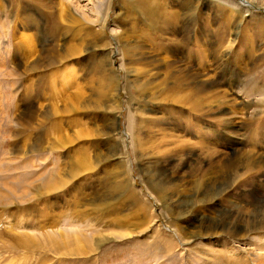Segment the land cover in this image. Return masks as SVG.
I'll use <instances>...</instances> for the list:
<instances>
[{"label":"rangeland","instance_id":"1","mask_svg":"<svg viewBox=\"0 0 264 264\" xmlns=\"http://www.w3.org/2000/svg\"><path fill=\"white\" fill-rule=\"evenodd\" d=\"M151 1L157 5L153 24L140 17L146 9V17L153 15L145 4ZM182 1L0 0V189L5 177L20 190L33 184L40 189L57 176L64 181L26 204L0 205V230L39 236L31 226L17 230L12 223L46 215L44 232L72 240L56 236L55 244H38L56 252H39L11 249L13 240L4 236L0 264H264V109L251 117L242 94L239 101L227 93L235 99L230 116L236 143L213 145L214 156L205 159L196 129L191 135L170 130L177 115H186L182 107L159 97V60L185 63L182 51L166 54L176 47L170 40L184 35L181 29L165 33L161 14L182 16ZM192 1L195 14L208 15L209 49L222 51L237 90L264 88V0ZM233 39L231 51L253 50V64L242 57L246 70L231 55ZM209 61L206 77L224 91L220 80L230 75ZM253 130L260 145L252 160L247 142ZM166 132L194 152L174 156L171 145L156 147ZM242 156L261 162L238 167L233 183L213 192L212 200L203 182L194 194L192 169L210 162L213 170L214 161L223 165ZM16 177H23L21 183Z\"/></svg>","mask_w":264,"mask_h":264},{"label":"bare ground","instance_id":"2","mask_svg":"<svg viewBox=\"0 0 264 264\" xmlns=\"http://www.w3.org/2000/svg\"><path fill=\"white\" fill-rule=\"evenodd\" d=\"M136 1V0H132ZM201 2V1H200ZM199 2V3H200ZM230 2V1H229ZM181 7L185 8L187 10L186 13H184L182 16H185V20L181 23H179L180 18L182 16L177 15L175 12L172 13H164L161 14L162 21H166V24L163 26L164 27V32L169 33V34H174L177 32V30L181 29L182 34L184 35L181 39L178 38H173L170 41L173 42L174 46L173 50H167L170 56H172L174 53L179 54V51H182L184 55H182V59L185 60L184 63L181 67L179 64H177V61H167L165 58H161L160 65H161V72H163L162 75V80L160 81L159 87H160V96L161 100L164 102H168L172 104H178L177 106L182 107L184 113L187 115L185 119L184 116L177 115V118L174 119V121L171 124L170 130H178L181 129L186 135H191L196 129V133L199 136V139L197 141V147L199 148V156L201 158L205 159H211L214 156V151L212 149V146L220 143L222 145H234L236 143V140L233 138V134L235 133L236 130V123L235 120L232 118V116L235 114V109H233V104L235 99L233 97L228 98V94L233 95L239 99L238 93H241L242 96L245 98H249L251 101H247L244 99H239L240 103L248 112V114L253 117L252 114L258 115L261 113L259 111L260 109H264V88H258L257 84L255 85L254 83H250L252 86V89H243V90H237V86H239V82L236 79V73L232 74L230 70H227L228 67H226L227 64L224 61H221L223 57V53H219L220 51L218 50H210L209 48L212 47L211 45V39H210V32L209 30L205 29V27L208 24V15H203V14H195L193 12V1L192 0H183ZM131 4V2H130ZM146 5L150 6V12L153 15L148 14L147 17L144 15L145 10L142 13V16L145 19V22L151 23V20L155 18V12H156V3L155 1L145 2ZM186 5V7H185ZM233 5V4H231ZM132 8L136 7V2L130 5ZM200 6V5H199ZM205 6V5H204ZM130 7V9H131ZM195 8V7H194ZM132 11V9H131ZM250 20V19H249ZM137 21V19H136ZM157 20H154L153 22H156ZM180 24V25H178ZM199 26V29L197 28ZM183 29V31H182ZM198 30V32H197ZM94 32V31H93ZM91 34V33H90ZM100 34V33H99ZM92 35V34H91ZM117 35V34H116ZM89 36V35H88ZM91 37V36H90ZM194 37V41L192 39ZM210 39V40H209ZM105 40V39H104ZM119 44H122V40L119 39L117 40ZM214 42V41H213ZM236 40L233 39L230 44V51L233 45L235 44ZM102 47H107L108 43L102 42ZM118 44V45H119ZM251 44V43H250ZM211 45V46H210ZM254 46V44H252ZM125 48V46L121 47ZM131 48H129L130 51ZM253 51L252 49L249 48V51H243L242 54L237 53L240 51H231V55H233L234 60L237 63H240V66L246 62H249L250 64H253L255 61V58L253 56ZM264 51V50H263ZM124 50H120V55L123 56ZM131 52V51H130ZM219 53V54H217ZM181 55V54H180ZM225 55V54H224ZM246 56V60L242 61V57ZM227 56V55H226ZM177 58V57H176ZM226 58V57H225ZM216 60L214 63L217 64L218 67H222L221 70L223 71L222 73L225 74V70H227L226 74H229L230 76L226 77L223 76L220 80H224L225 82L223 83L225 88L220 91L217 89L219 87L218 83L216 82H210L206 77V71L208 69V64L210 63L209 60ZM179 60V59H176ZM108 63V62H107ZM234 63V61H233ZM235 64V66H236ZM211 65V64H210ZM246 64H244L245 68ZM241 68V67H240ZM243 68V69H244ZM214 69V68H213ZM250 71H252V67L248 68ZM255 69V68H254ZM246 70V68H245ZM235 71V70H234ZM215 72V71H214ZM248 72V71H247ZM246 73V71H245ZM244 77L248 76L249 73ZM211 78V77H210ZM216 78V77H215ZM196 80H199L195 82ZM248 80L245 78V81ZM248 85V84H247ZM211 87L216 93H208L207 88ZM244 86V85H243ZM248 87V86H246ZM260 87V86H259ZM243 88V87H242ZM212 90V91H213ZM234 90H236L234 92ZM154 94V93H153ZM229 95V96H230ZM253 97V98H251ZM259 97V98H257ZM241 98V97H240ZM233 102V103H232ZM241 106V105H240ZM243 108V109H244ZM222 110V111H221ZM63 111V109H62ZM65 111V109H64ZM217 111V112H216ZM239 111V110H238ZM252 113H251V112ZM259 111V112H258ZM218 112H221V116H216ZM237 113V112H236ZM230 116V117H229ZM236 116V115H234ZM256 117V116H254ZM250 118V117H249ZM255 118H252L248 120L249 125L253 123L251 120ZM138 120V119H136ZM204 120L207 122L204 124ZM256 120V119H255ZM171 121V120H170ZM162 122V120H161ZM161 124V123H160ZM264 125V124H263ZM252 126V125H251ZM261 128V127H260ZM258 129V128H257ZM264 130V127L261 128ZM131 130V129H130ZM257 131V130H256ZM160 132H163V128L160 130ZM140 133V132H139ZM256 133V132H255ZM250 134V139L248 140L247 144L250 145L251 151H252V160L254 159L255 156V151L257 150V147L260 145L259 140H254V137H256V134H254V130L249 133ZM140 136L137 133L136 139L141 140ZM173 136L171 133L166 132L164 135L160 137V144L162 145H155L156 147L159 146H165V145H171V152L174 156H180L183 152V150H187L189 153L194 152L191 148H186L187 146H182L185 143V140H178L176 144V140L171 141L170 138ZM176 139V138H175ZM159 140V139H158ZM233 142V143H232ZM173 143V144H172ZM180 143V144H179ZM187 145V144H186ZM262 145V144H261ZM262 148V147H261ZM249 150V149H248ZM249 151V152H251ZM164 153V152H163ZM241 154V153H240ZM234 155V154H233ZM251 155V154H250ZM249 156L246 159H243V156L236 157L232 159L230 162H223L218 163L214 161L215 168L213 170L210 169V162L207 164V167L202 170L198 169H192L191 174L192 176H195V178L192 180V187L191 189L193 190L194 194H198L200 191V185L203 182V190H204V195L206 194L207 199H213L217 197V194H214L213 192H216L219 190V194L224 191V186H227V183H233V178L234 173L238 167H242L243 169H246L250 167V164H258L257 160H260L261 162V157L258 158L255 161L250 160ZM207 161V160H206ZM259 162V163H260ZM13 164L9 165V168H13ZM257 166V165H255ZM259 167V166H257ZM256 167V168H257ZM16 167L14 168V171L16 172ZM224 169V172L223 170ZM229 169L231 177L228 178L229 175H225V171ZM58 169H56L57 171ZM251 170V169H250ZM8 171V170H7ZM55 171V170H52ZM59 171V170H58ZM243 171V170H242ZM246 172V171H245ZM249 172V169H248ZM23 175V174H22ZM55 176V175H52ZM236 176V175H235ZM58 177V178H57ZM56 177V181L52 182V184H44L41 186L40 189H38L35 184L33 185H25L28 190L23 188L22 190L19 189L18 183L14 182V188L10 186L8 182H6V177L5 180H3L4 183L1 182V187L4 189L2 191L0 189V205H7L10 203H18L19 201L23 204H26L30 201H33L34 198H39L42 196H47L48 194L52 193L54 191V188L50 187L52 185H62L61 178L59 176ZM23 177H16L14 178L15 181L20 182ZM2 179V178H1ZM24 180V179H23ZM36 180V179H35ZM230 180V181H229ZM243 183V181L241 180ZM51 183V181H50ZM43 184V183H42ZM36 185H39L36 184ZM230 186V185H229ZM212 191L209 196L208 193ZM200 194V193H199ZM213 197V198H209ZM44 198V197H43ZM205 200V199H204ZM196 203H198V200L196 197H194V200ZM49 206V205H48ZM45 207H47L45 205ZM49 219L47 218L46 215H41L40 218H21L20 224L12 223L14 228L17 230L26 228L25 226H31V228H34L33 230H38V232H41L39 236H33V235H28L25 233H22V235L14 236V233H11L12 227L7 229L0 230V239H3L4 236L10 238L13 240V245L11 244L10 248L14 249L15 248H20V247H28L30 250H37L39 252H50L52 251L53 248H48L46 246H41L39 247L38 244L42 243H47L51 244L54 243L57 239V237H63L62 239H66V235L60 232H57L59 236L51 237L53 236L52 234H47L46 231L44 232V229L41 227L42 224L44 225L46 221ZM53 221V220H50ZM57 222V220H54ZM52 222V225L54 223ZM52 232V231H51ZM66 236V237H65ZM75 236V235H74ZM42 239V240H41ZM60 239V238H59ZM58 239V240H59ZM69 237H67V241H69ZM77 240V239H75ZM64 240H62L63 242ZM66 241V240H65ZM72 241V240H70ZM69 241V242H70ZM60 242V241H59ZM57 242V246L58 243ZM61 243V242H60ZM66 243V242H65ZM55 244V243H54ZM15 245V246H14ZM19 245V246H17ZM37 245V246H36ZM49 246V245H47ZM59 247V246H58ZM57 249V248H56ZM54 250V249H53ZM55 251V250H54ZM56 252V251H55ZM54 253V252H53Z\"/></svg>","mask_w":264,"mask_h":264}]
</instances>
